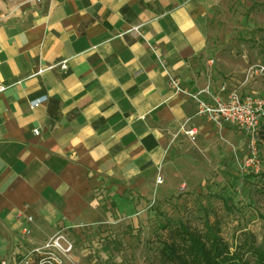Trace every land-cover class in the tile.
I'll return each instance as SVG.
<instances>
[{
	"label": "crops",
	"instance_id": "crops-1",
	"mask_svg": "<svg viewBox=\"0 0 264 264\" xmlns=\"http://www.w3.org/2000/svg\"><path fill=\"white\" fill-rule=\"evenodd\" d=\"M220 2L29 0L0 14V258L22 253L27 216L37 243L66 228L106 239V222L134 224L176 175L185 182L186 152L219 131L169 81L192 93L225 85L208 68Z\"/></svg>",
	"mask_w": 264,
	"mask_h": 264
},
{
	"label": "rangeland",
	"instance_id": "rangeland-1",
	"mask_svg": "<svg viewBox=\"0 0 264 264\" xmlns=\"http://www.w3.org/2000/svg\"><path fill=\"white\" fill-rule=\"evenodd\" d=\"M28 1L0 0V14L22 9ZM208 24L210 73L222 69L220 80L229 89L243 97H264V75L248 73L251 66H264V0H221ZM247 142L228 126L200 149L192 146L186 152L185 182L176 175L179 185L155 197L134 224L115 218L106 223V239H80L95 253L85 256L77 245V264H158L161 242L168 238L162 226L187 222L201 230L206 216L220 220L231 251L240 250L253 264L250 245H264V144H258L257 162L246 166ZM114 225L117 231L111 229Z\"/></svg>",
	"mask_w": 264,
	"mask_h": 264
},
{
	"label": "built area",
	"instance_id": "built-area-1",
	"mask_svg": "<svg viewBox=\"0 0 264 264\" xmlns=\"http://www.w3.org/2000/svg\"><path fill=\"white\" fill-rule=\"evenodd\" d=\"M41 1L35 0L37 3H41ZM157 59L162 69L165 70V62L159 57ZM61 67L66 70L67 64L63 63ZM248 73L251 76H263L264 66H251ZM169 84L176 93L193 99L197 106V115L205 118L216 130L222 131L226 126H229L241 137L246 138L250 157L245 164L247 166L257 162L259 158L258 144L261 142L260 136L264 126V97H243L238 90H231L226 85L220 86L217 92L211 91L209 85L199 92L192 93L183 89L178 80L170 78ZM47 101L48 98L44 96L30 101L29 106L31 109H35ZM34 134L38 135L39 130H35ZM163 178L164 176L159 174L157 183L162 184ZM92 208H100L98 199L92 202ZM25 218L26 225L23 227L20 240L26 246L22 248L19 257L10 259L2 257L0 258V264H77L75 259L77 245L80 246L81 254L93 257L95 252L90 248V245L85 242L79 244L78 240L72 239L67 228L58 231L46 241L37 243L34 238V218L32 216ZM102 225H104V222H97L90 225H80L76 229H87ZM1 252L2 246L0 245ZM103 260L106 262V258H103Z\"/></svg>",
	"mask_w": 264,
	"mask_h": 264
},
{
	"label": "trees",
	"instance_id": "trees-1",
	"mask_svg": "<svg viewBox=\"0 0 264 264\" xmlns=\"http://www.w3.org/2000/svg\"><path fill=\"white\" fill-rule=\"evenodd\" d=\"M264 144V126L260 136ZM168 238L163 240L158 254V264H251L239 252L231 251L221 234L219 219L205 217L201 230L187 222L162 226ZM242 249V248H241ZM253 264H264V245H250Z\"/></svg>",
	"mask_w": 264,
	"mask_h": 264
}]
</instances>
